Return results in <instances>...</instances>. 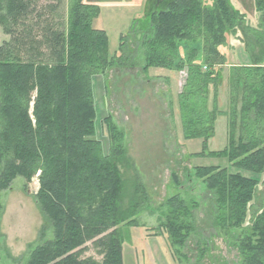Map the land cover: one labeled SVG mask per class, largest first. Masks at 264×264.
Returning <instances> with one entry per match:
<instances>
[{
	"label": "trees",
	"instance_id": "1",
	"mask_svg": "<svg viewBox=\"0 0 264 264\" xmlns=\"http://www.w3.org/2000/svg\"><path fill=\"white\" fill-rule=\"evenodd\" d=\"M61 2L51 0L40 8L37 0H0V28L9 37L0 46V193L18 178L26 187L38 179L34 197L45 230L30 247L25 264H124L121 227L137 225L148 198L137 181L124 209L120 164L126 157L125 137L108 117L107 153L97 139L93 78L128 66V34L120 38L118 54L110 56L106 31L94 26L101 9L69 0L64 22L56 18ZM147 3L151 8L143 21L146 28L140 30L144 73L187 68L179 94L184 139L202 141L196 157L225 158L235 170H193L211 197L213 229L229 235L247 224L264 174V0H255L257 28L249 27L245 14L227 0H214L212 7L202 0ZM229 37H239L243 51L229 78L233 95L228 146L206 153L216 122L224 115L216 93L227 64L220 48ZM198 207L180 194L160 207L159 227L179 259L185 258L182 250L196 233ZM3 214L0 200V222ZM237 242L242 264H264V208L251 217ZM88 244L100 260L83 258Z\"/></svg>",
	"mask_w": 264,
	"mask_h": 264
},
{
	"label": "rangeland",
	"instance_id": "2",
	"mask_svg": "<svg viewBox=\"0 0 264 264\" xmlns=\"http://www.w3.org/2000/svg\"><path fill=\"white\" fill-rule=\"evenodd\" d=\"M51 0H37L42 8ZM212 7L214 0H202ZM229 4L246 16V23L257 28L259 14L255 0H227ZM148 2V0H147ZM145 2L137 10L113 9L104 12L94 26L106 31L109 38L110 56L118 54L120 38L127 35L126 55L130 56L127 67H116L105 75L93 78L96 106L97 139L107 153L109 146L105 120L110 117L117 128L124 133L126 157L120 164L124 180V209L133 197L135 183L144 186L148 206L137 217L135 227L122 226L124 264H242L237 248V238L246 231L251 217L264 208V174L259 177L257 194L250 206L247 224L240 230L226 235L212 227L213 203L205 186L195 178L194 168L199 166H220L235 171L225 158L211 156L196 157L202 151L201 140H185L179 111V94L187 79V68L168 71L150 69L144 73L141 39L145 16L151 4ZM56 18L67 21L69 0L58 5ZM9 37L0 28V46ZM243 44L239 37H229L225 48L227 64L223 69L222 85L218 89L217 107L220 110L215 125V135L208 141L206 153L220 152L228 146L231 96L229 78L233 68L239 65V55ZM215 91H211L209 108L212 107ZM240 105V104H239ZM33 106V105H32ZM226 113V114H225ZM258 178L254 174L244 173ZM174 178L181 183L178 189ZM39 189L38 179L26 187L18 178L12 188L0 193L4 214L0 222L1 264H25L30 247L43 238L45 221L35 201ZM180 194L187 200L199 204L195 212L196 233L182 250L179 259L169 248L167 235L159 227L160 207L166 200ZM47 239L50 233L47 231ZM45 236V237H46ZM101 257L92 244L87 245L83 258Z\"/></svg>",
	"mask_w": 264,
	"mask_h": 264
},
{
	"label": "crops",
	"instance_id": "3",
	"mask_svg": "<svg viewBox=\"0 0 264 264\" xmlns=\"http://www.w3.org/2000/svg\"><path fill=\"white\" fill-rule=\"evenodd\" d=\"M86 4L98 6L101 9V16L104 12L113 9L137 10L141 9L147 0H84Z\"/></svg>",
	"mask_w": 264,
	"mask_h": 264
}]
</instances>
